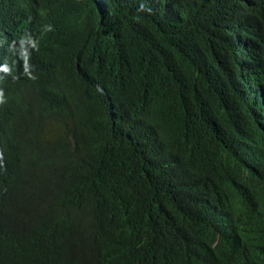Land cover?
<instances>
[{
  "label": "trees",
  "instance_id": "obj_1",
  "mask_svg": "<svg viewBox=\"0 0 264 264\" xmlns=\"http://www.w3.org/2000/svg\"><path fill=\"white\" fill-rule=\"evenodd\" d=\"M234 2L48 0L0 99V264H264V129L215 109Z\"/></svg>",
  "mask_w": 264,
  "mask_h": 264
},
{
  "label": "clouds",
  "instance_id": "obj_2",
  "mask_svg": "<svg viewBox=\"0 0 264 264\" xmlns=\"http://www.w3.org/2000/svg\"><path fill=\"white\" fill-rule=\"evenodd\" d=\"M238 1H247L248 5L242 7L245 15L230 21L232 26L229 46L223 52L221 61L227 77L215 109L221 122L230 130L233 131L235 125L233 119H241L244 125L250 126L253 133L252 126L261 125L264 129V26L263 23L256 24L258 15L256 19L254 15L263 14L261 10L264 11V5L252 4L250 0H235L234 3ZM47 2L48 0H0V15L5 16L2 23L7 21L2 27L5 30L0 32V56L5 55L0 57V99L5 94L6 81L10 78L7 64L31 66L32 58L37 52L36 46L47 35L48 18L39 22V16L51 13ZM107 3L108 0H98L97 5L102 14L106 13ZM255 8L257 9L253 14L247 13L253 12ZM223 9L221 15L231 7L223 6ZM36 56L38 58L37 54ZM206 88L199 84L197 92L203 94ZM252 140L253 138L247 137L239 141L246 145L248 153L254 148ZM6 241L0 237V253L7 248L4 246Z\"/></svg>",
  "mask_w": 264,
  "mask_h": 264
}]
</instances>
